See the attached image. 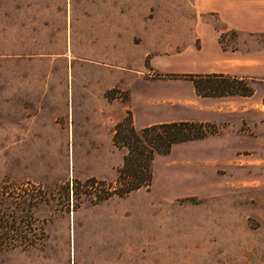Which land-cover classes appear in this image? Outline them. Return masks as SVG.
Masks as SVG:
<instances>
[{"label": "rangeland", "instance_id": "1", "mask_svg": "<svg viewBox=\"0 0 264 264\" xmlns=\"http://www.w3.org/2000/svg\"><path fill=\"white\" fill-rule=\"evenodd\" d=\"M166 1L147 10L162 18L148 59L182 45L173 20L187 9ZM110 18L84 0H0V185L42 194L31 212L8 203L24 210V237L7 239L0 264H264V79L245 78L244 96H199L151 67L136 79ZM224 44L263 47L264 34L228 31ZM124 116L136 129L200 122L201 136L155 154L147 188L90 200L75 181L114 179Z\"/></svg>", "mask_w": 264, "mask_h": 264}, {"label": "crops", "instance_id": "2", "mask_svg": "<svg viewBox=\"0 0 264 264\" xmlns=\"http://www.w3.org/2000/svg\"><path fill=\"white\" fill-rule=\"evenodd\" d=\"M84 1L91 9L111 11L108 32L116 42L126 46L123 64L136 79L147 77L148 67L172 73L224 72L264 79V46L242 49L224 44L228 31L264 34V0H177L178 11L187 9L186 20H173L176 28L173 37L176 35V42L182 45L171 48L169 57L158 58L154 54L149 59L145 43L159 35L152 25L162 23V18L148 22L147 10L150 5L158 7L166 0ZM186 32L189 34L184 37Z\"/></svg>", "mask_w": 264, "mask_h": 264}, {"label": "trees", "instance_id": "3", "mask_svg": "<svg viewBox=\"0 0 264 264\" xmlns=\"http://www.w3.org/2000/svg\"><path fill=\"white\" fill-rule=\"evenodd\" d=\"M170 75L190 80L193 91L199 96H244L250 94L252 90L244 81L247 77L230 73L184 72L170 73ZM202 125L203 123L187 120H168L154 122L136 129L131 118L124 116L114 124L111 133L112 144L125 148L121 164L116 168L114 179L104 182L102 179L91 176L84 181H75V184L84 186V190L90 194V200L105 198L111 194H126L141 187L147 188L151 179L149 162L152 157L155 154L166 153L177 141L201 136V133L196 132L194 128ZM26 192L22 188L14 191L0 185V251L3 250V244L7 242V239L14 236L24 237V233H21L22 225H19L20 215L24 210L20 205L17 208L10 207L8 209V203L13 202V198H16L22 204L29 205L31 212V206L42 196L39 192L37 193L35 187H31L29 192ZM101 192H104L101 194L102 196H98ZM25 193L26 197H24ZM75 193L77 192L75 191ZM31 222L30 225L33 228ZM38 234L42 236L41 232ZM37 238L38 236L33 237V231H31L28 237L30 245L36 243Z\"/></svg>", "mask_w": 264, "mask_h": 264}]
</instances>
